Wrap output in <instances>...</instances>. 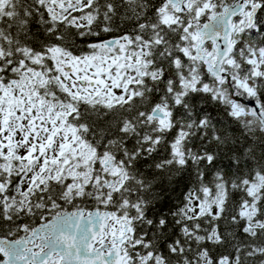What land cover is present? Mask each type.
Wrapping results in <instances>:
<instances>
[{
    "label": "snow or ice",
    "instance_id": "obj_1",
    "mask_svg": "<svg viewBox=\"0 0 264 264\" xmlns=\"http://www.w3.org/2000/svg\"><path fill=\"white\" fill-rule=\"evenodd\" d=\"M0 264H264V0H0Z\"/></svg>",
    "mask_w": 264,
    "mask_h": 264
},
{
    "label": "trees",
    "instance_id": "obj_2",
    "mask_svg": "<svg viewBox=\"0 0 264 264\" xmlns=\"http://www.w3.org/2000/svg\"><path fill=\"white\" fill-rule=\"evenodd\" d=\"M241 100H242L243 102L246 101L244 98H241ZM180 191H181V189H178L177 192L174 194V197H175L176 195H179V194H180Z\"/></svg>",
    "mask_w": 264,
    "mask_h": 264
},
{
    "label": "water",
    "instance_id": "obj_3",
    "mask_svg": "<svg viewBox=\"0 0 264 264\" xmlns=\"http://www.w3.org/2000/svg\"><path fill=\"white\" fill-rule=\"evenodd\" d=\"M245 103H248V101L246 100Z\"/></svg>",
    "mask_w": 264,
    "mask_h": 264
}]
</instances>
